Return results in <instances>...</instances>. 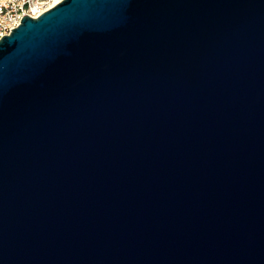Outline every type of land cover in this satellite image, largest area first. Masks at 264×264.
Listing matches in <instances>:
<instances>
[{
  "label": "water",
  "instance_id": "1",
  "mask_svg": "<svg viewBox=\"0 0 264 264\" xmlns=\"http://www.w3.org/2000/svg\"><path fill=\"white\" fill-rule=\"evenodd\" d=\"M0 38V264H264V0H61Z\"/></svg>",
  "mask_w": 264,
  "mask_h": 264
},
{
  "label": "built area",
  "instance_id": "2",
  "mask_svg": "<svg viewBox=\"0 0 264 264\" xmlns=\"http://www.w3.org/2000/svg\"><path fill=\"white\" fill-rule=\"evenodd\" d=\"M51 3L52 0H0V38L17 27L24 15L36 17Z\"/></svg>",
  "mask_w": 264,
  "mask_h": 264
},
{
  "label": "bare ground",
  "instance_id": "3",
  "mask_svg": "<svg viewBox=\"0 0 264 264\" xmlns=\"http://www.w3.org/2000/svg\"><path fill=\"white\" fill-rule=\"evenodd\" d=\"M61 0H52L51 6L55 5L56 3H58Z\"/></svg>",
  "mask_w": 264,
  "mask_h": 264
}]
</instances>
